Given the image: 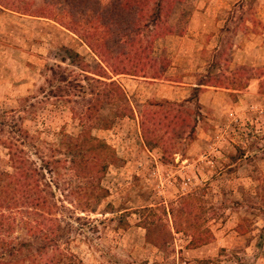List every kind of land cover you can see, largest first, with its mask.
<instances>
[{"label":"rangeland","instance_id":"374dc122","mask_svg":"<svg viewBox=\"0 0 264 264\" xmlns=\"http://www.w3.org/2000/svg\"><path fill=\"white\" fill-rule=\"evenodd\" d=\"M16 169L7 264H264V0H0L6 214Z\"/></svg>","mask_w":264,"mask_h":264},{"label":"trees","instance_id":"16d2710c","mask_svg":"<svg viewBox=\"0 0 264 264\" xmlns=\"http://www.w3.org/2000/svg\"><path fill=\"white\" fill-rule=\"evenodd\" d=\"M147 121H146V113L144 114V123H142V128H143V132L146 136V139H150V137L153 136V131L149 130L148 127H146L147 125ZM71 141V145H69L67 147L68 153L70 155H72V159L70 161V170H72L74 172V176L77 179H80L82 181H85L87 184H90L91 186L93 185V182L96 179V176L104 171L105 168V163H103V161L100 160V155L97 154L96 152V148L97 146H99L93 139H89V143L90 145L83 148H80V141L77 139L74 140H70ZM69 141V142H70ZM68 142V143H69ZM7 180L8 183H6V185L4 187H8L13 186L14 188L17 189L18 191V196L15 197L14 195H12L13 200V204L14 206H19V207H14L12 208V210H10V212L8 214L5 213V211L3 209H1L2 207L0 206V236H1V232H2V228H5V226L12 224L14 222V218L16 217V213L14 214L12 211L14 212H19V211H25L26 207L30 206H35V210L38 209L39 206L43 207L44 203H42L40 201V197L36 196L35 194H33V192L38 188L35 185V181H32V177L27 175L24 173V170H18L16 169L14 175H8L7 176ZM2 190V186H0V200H5L3 196V192ZM11 197V198H12ZM186 204L182 205L183 207ZM45 206H46V202H45ZM49 210V209H48ZM174 226V232L178 233V232H183L186 236H191L188 235V232L186 229H180L179 225H177V223H173ZM178 226V228L176 227ZM39 230V229H38ZM181 230V231H180ZM46 231H49L48 233H44L42 234V236H45V238H47L48 240H53L54 239V232L52 229H48ZM32 234L34 236H36V234L34 233V231L32 232ZM193 240H196V236L194 237ZM201 241H199L200 245H205L208 243L207 240V236L203 235L201 236V239H199ZM3 239H1L0 237V250H2V252L0 253V264H7L5 263L4 260V256L6 253H8V255H13L15 254V252H17V254L19 255L22 252V249H25L28 253L30 252V242L27 243H22L19 245V247L17 249H9V248H5L6 245L3 244ZM38 253V251L36 250L34 252ZM51 262L48 261L47 264H49Z\"/></svg>","mask_w":264,"mask_h":264}]
</instances>
